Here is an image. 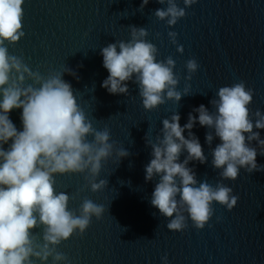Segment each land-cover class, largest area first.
<instances>
[{"label": "water", "instance_id": "95a60500", "mask_svg": "<svg viewBox=\"0 0 264 264\" xmlns=\"http://www.w3.org/2000/svg\"><path fill=\"white\" fill-rule=\"evenodd\" d=\"M141 2L25 0V36L9 45L10 54L22 56L33 71L45 76L50 71L71 68L79 79L67 73L63 79L76 91L88 119L98 130L107 126L116 147L130 153L119 166L115 156L104 164L98 179L106 178L109 183L102 191H80L85 183L82 175L56 176L57 193L75 197L69 202V209H78L85 197L108 209L100 220L92 218L83 236L70 237L57 250L69 257L70 264H162L165 254L168 264H264V171L249 174L241 169L235 181H223L239 197L237 205L228 211L213 202L215 213L209 224L197 230L189 219L183 232L168 230V219L150 203L159 177L145 181V166L153 158L145 135L155 141L156 135L161 134L162 120L174 112L178 111L183 127L189 113L198 118L193 109L201 104L210 112L215 111L209 102L216 98L220 87L244 81L247 88L254 90L249 108L253 113L259 109L264 114V0H198L186 8V17L172 27L153 15L154 10L166 8V4L149 0L141 13L137 11ZM178 4L184 7L182 0ZM129 25L147 29L146 39L159 50L158 61L168 56L176 61L174 72L180 77L177 90L190 85V95L182 97L179 105L168 101L153 111H145L135 83L127 82V96L110 94L101 86L109 75L103 67L101 49L118 40L128 41ZM169 31L178 33L182 54L170 43ZM191 58L197 60L199 68L188 81L185 64ZM21 114L22 109L9 113L18 130L23 128ZM254 120L255 117L253 123ZM253 130L264 139V129ZM208 131L214 134V129L201 126L197 119L192 132L199 139L207 162L190 161L188 167L195 171L198 181L215 185L221 178L219 170L212 166L211 151L221 141L214 135L210 147L205 139ZM184 136L188 138L187 129ZM251 146L258 148L256 141ZM186 156L185 151L179 162ZM256 159L264 165L259 149ZM217 217L221 219L218 221Z\"/></svg>", "mask_w": 264, "mask_h": 264}, {"label": "clouds", "instance_id": "9594fccd", "mask_svg": "<svg viewBox=\"0 0 264 264\" xmlns=\"http://www.w3.org/2000/svg\"><path fill=\"white\" fill-rule=\"evenodd\" d=\"M156 2L167 7L154 10L153 15L172 27L198 0H182L184 7L178 0ZM24 3L25 0H0V264H48L49 260L51 264H70L69 257L57 247L74 235L83 236L92 218L100 220L108 209L87 197L78 209H69L75 197L57 193L56 176L82 175L85 183L80 191H102L109 183L106 178L98 179L104 164L115 156L119 166L130 153L116 147L107 126L98 130L88 119L76 91L63 79L66 73L79 79L71 68L50 71L45 76L33 71L22 56L9 53V45L25 36ZM148 3L142 0L137 11L142 13ZM128 30V41L118 40L101 49L103 67L109 73L101 86L110 94L127 96V82L135 83L145 111H153L168 101L179 105L182 97L190 95V85L177 90L180 77L174 72L176 61L172 56L157 60L159 50L146 39L149 33L145 27L129 25ZM167 35L182 54L178 33L169 31ZM185 67V80L190 81L199 64L191 58ZM253 96L254 90L247 88L244 81L222 86L209 102L214 112L201 104L193 109L198 118L189 113L182 127L176 111L162 120L163 128L155 141L146 133V145L151 147L153 158L145 166V181L159 177L150 203L168 219V230L183 232L189 219L194 228L204 229L215 213L213 202L231 211L239 200L223 181H235L241 169L249 174L264 171V165L256 159L258 149L264 156V139L253 130L264 129V114L249 108ZM13 109H22V130L9 117ZM197 119L201 126L214 129V134L208 131L205 137L210 147L214 135L221 141L211 151L212 166L219 170L221 178L215 185L198 181L195 171L188 167L190 161L207 162L192 132ZM186 129L188 138L184 136ZM252 141L258 148L251 146ZM185 151L187 156L179 162ZM35 229L42 231L36 233ZM161 260L168 264L167 254Z\"/></svg>", "mask_w": 264, "mask_h": 264}]
</instances>
